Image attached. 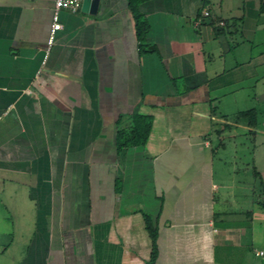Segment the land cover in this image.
<instances>
[{
  "label": "crops",
  "instance_id": "1",
  "mask_svg": "<svg viewBox=\"0 0 264 264\" xmlns=\"http://www.w3.org/2000/svg\"><path fill=\"white\" fill-rule=\"evenodd\" d=\"M245 1L145 2L140 53L125 0L62 12L51 45L53 0H0L1 262L17 238L19 264H145L148 217L155 264H264V209L221 142L264 136L224 102L247 88L239 110L264 108L262 0ZM136 113L147 142L119 148Z\"/></svg>",
  "mask_w": 264,
  "mask_h": 264
},
{
  "label": "rangeland",
  "instance_id": "2",
  "mask_svg": "<svg viewBox=\"0 0 264 264\" xmlns=\"http://www.w3.org/2000/svg\"><path fill=\"white\" fill-rule=\"evenodd\" d=\"M209 1H210V6L208 8L213 7L211 3L217 4V5L221 3L223 9L226 8L229 11H235V12L239 9L240 14L241 12H243V9L246 7L245 0H209ZM262 1L264 2V0ZM205 6H207L206 3H205ZM238 14L236 15L237 17H238ZM261 21H263V24H264L263 18ZM227 62L230 65V61L228 60ZM251 93H254V92H251L250 89L244 88L242 92H239L238 94H233V96L231 95V96L225 97L224 99L225 104L227 103L230 105L229 110H227L230 117L232 116L235 117V111L236 110L238 111L239 108L245 107L247 103L250 104L251 106H255V103H253L252 101L248 102L244 100L246 96ZM240 100L242 101V104H240V107L239 105L235 106L237 105V103H240ZM258 109L259 107L255 110L257 112V118L259 116L263 118L264 108L263 109L261 108L260 110ZM240 139L241 140L238 139L239 141L238 140L234 141L233 139L228 138L227 140L225 141L223 140L221 142L223 144L224 143L226 144L225 152L228 155L226 158L227 161H233V163H231L232 166L233 167L236 166V168H234L236 169V174H232L234 176V179H240L243 182V186H248L250 190L249 207L250 209L255 210L256 214L258 212V215H256V218L260 219L262 218L261 216L262 211H259L258 207L259 205H261L262 202H264V136L259 135L256 132H253L250 130L248 137H242ZM236 143L238 144L241 143L242 146L241 147L236 146L235 145ZM235 152L237 156H235L236 155ZM251 206L253 208H251ZM8 218H10L9 214H8ZM254 224H257L256 226L257 229H259V227H262L261 232H259L258 236H256V242H257V248H261L262 250H264V230H263L264 224H259L257 220L255 221ZM9 240L11 241V239ZM9 240L7 239L6 240L7 242H5V244H7ZM14 240L16 241L13 242L15 244H13L12 250L5 254L6 255L5 260L4 261L2 260V262L0 261V264H14V263L19 264L21 263L20 260L25 255L26 246L25 244H22L20 240L17 241V238H14Z\"/></svg>",
  "mask_w": 264,
  "mask_h": 264
},
{
  "label": "trees",
  "instance_id": "3",
  "mask_svg": "<svg viewBox=\"0 0 264 264\" xmlns=\"http://www.w3.org/2000/svg\"><path fill=\"white\" fill-rule=\"evenodd\" d=\"M125 1L128 13L130 14L132 20V26L138 51L140 53H148L150 52V47L146 44V39L149 33V24L145 16L140 12V6L150 0ZM203 5L204 6L199 9L200 12H198L197 14L198 17L201 16V10L203 9V7H205V2L203 3ZM260 10L264 12L263 1H261L260 3ZM211 24H213V22ZM233 119L238 123H245L250 128H256L258 125L257 112L254 109L240 111L235 114V117ZM132 120L133 125L131 126L130 130L127 133H119L118 135L117 144L119 148L125 147L128 144H131L133 146H141L147 142L152 126V119L150 118V116L140 115L136 113L133 115ZM261 207L264 209V202L261 203ZM145 224L152 244L151 254L145 264H155L157 257L156 229H154L152 221L148 217L145 219Z\"/></svg>",
  "mask_w": 264,
  "mask_h": 264
},
{
  "label": "built area",
  "instance_id": "4",
  "mask_svg": "<svg viewBox=\"0 0 264 264\" xmlns=\"http://www.w3.org/2000/svg\"><path fill=\"white\" fill-rule=\"evenodd\" d=\"M82 1L83 0H53L52 19L48 38L49 45L53 43L55 33L62 29V25L59 20L60 14L62 12H66L71 15L80 13ZM204 16H208V13L204 12ZM260 255H263V253L260 252Z\"/></svg>",
  "mask_w": 264,
  "mask_h": 264
},
{
  "label": "water",
  "instance_id": "5",
  "mask_svg": "<svg viewBox=\"0 0 264 264\" xmlns=\"http://www.w3.org/2000/svg\"><path fill=\"white\" fill-rule=\"evenodd\" d=\"M100 0H83L81 6V13L87 15H95L98 10Z\"/></svg>",
  "mask_w": 264,
  "mask_h": 264
}]
</instances>
